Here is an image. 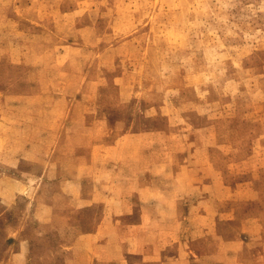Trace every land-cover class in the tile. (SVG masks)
<instances>
[{
    "label": "rangeland",
    "instance_id": "374dc122",
    "mask_svg": "<svg viewBox=\"0 0 264 264\" xmlns=\"http://www.w3.org/2000/svg\"><path fill=\"white\" fill-rule=\"evenodd\" d=\"M16 254L264 264V0H0Z\"/></svg>",
    "mask_w": 264,
    "mask_h": 264
},
{
    "label": "crops",
    "instance_id": "0c3cea01",
    "mask_svg": "<svg viewBox=\"0 0 264 264\" xmlns=\"http://www.w3.org/2000/svg\"><path fill=\"white\" fill-rule=\"evenodd\" d=\"M88 234V233H87ZM92 233H90L89 235H91ZM82 238V237H81ZM85 255H86V253H85ZM96 252H95V250L93 251V259H96ZM80 256H82V255H78V256H76V255H72L71 256V260H70V262H75L76 260H80V259H82ZM18 256H17V254L16 255H13L10 259H9V261L7 262V263H5V264H17V263H19L18 262ZM92 264H94V263H92Z\"/></svg>",
    "mask_w": 264,
    "mask_h": 264
}]
</instances>
